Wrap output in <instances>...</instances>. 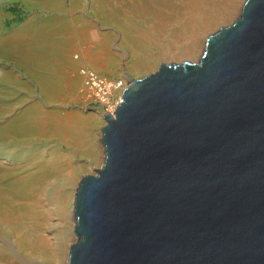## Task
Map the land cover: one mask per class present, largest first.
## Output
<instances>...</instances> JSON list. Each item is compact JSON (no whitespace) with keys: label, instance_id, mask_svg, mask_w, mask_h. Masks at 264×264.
Returning a JSON list of instances; mask_svg holds the SVG:
<instances>
[{"label":"water","instance_id":"1","mask_svg":"<svg viewBox=\"0 0 264 264\" xmlns=\"http://www.w3.org/2000/svg\"><path fill=\"white\" fill-rule=\"evenodd\" d=\"M74 194L69 264H264V0L198 62L128 81Z\"/></svg>","mask_w":264,"mask_h":264},{"label":"rangeland","instance_id":"2","mask_svg":"<svg viewBox=\"0 0 264 264\" xmlns=\"http://www.w3.org/2000/svg\"><path fill=\"white\" fill-rule=\"evenodd\" d=\"M114 1L0 0V244L2 245L11 242L10 226L20 215L17 206L20 201L22 202L20 205L23 206V203L33 200L30 196H25V192L30 190H26L27 186L36 183L37 187L33 192L37 194L38 203L33 205L31 210L33 215L30 219L33 222L30 227L37 226V230L50 246H52L51 236L55 235L53 233L57 232L58 236V232L64 230V248L57 252L61 264H68L69 244L77 239L73 230L75 190L83 176L96 174L93 168L98 169L103 163L101 127L106 124V120L102 113L110 112L112 108L115 110L114 105L118 103L117 99L122 92L118 91L110 95L108 102L102 104L96 97H92L86 85H82L78 89V96L69 95L65 102L60 104L59 99L53 102L45 100L44 95L40 93L36 77L48 76L54 80L53 76L62 75L75 78L82 84L79 74L83 75L85 69L89 74L95 73L98 78L119 83L121 85H118L119 90H122L128 81L154 72L161 63L179 64L184 60L198 62L207 37L238 18L245 2V0L214 2L211 6L212 10L223 1L222 6H225V11L220 15L222 19L209 21L206 28L199 27L194 45L195 57L192 58L187 55L180 56L176 46H173L175 43H185L186 34L181 32L176 24L178 19L186 16V10L181 13L177 12L178 8L174 14H171L173 20L165 16L164 20L160 19L163 23L159 22L160 25L154 26L149 22L150 17L144 15V11L151 12L150 6L154 5L147 3L146 0H122L125 13H130L136 9V6H140L143 10V13H139L135 18L145 26H134L135 37H138L137 34L140 36L143 34L142 37L148 34L152 38L146 42L142 53H139L128 45V39L122 38L123 28L119 26L118 16L110 13L109 19L106 18L107 12L111 10L110 4ZM153 1L158 2L155 3L158 7L161 0ZM162 1L168 3L169 0ZM172 12L173 10H169V13ZM14 36L16 37L12 40ZM137 40L143 42L141 39L137 38ZM11 44L15 46L12 48ZM102 44L104 47L107 46L106 49L110 54L108 69L97 68L94 64L95 60L90 55L91 51L103 46ZM139 56L143 59L144 65L138 70L134 64L139 60ZM28 107H42V110L60 109L62 112L79 110L83 116H90L89 121H91L89 126L77 135L78 144L68 143L53 134L40 136L39 134L42 133L33 129L34 132L16 130L18 121L27 122V117L20 111ZM6 121L7 125L2 126ZM10 122L14 127L11 130L7 129ZM87 142L93 144V155L89 154L87 148L85 149ZM52 152L59 154L61 162L55 164L52 161L50 166L44 165V160H47ZM67 163L76 167L75 178L62 184V174ZM55 183L63 185L60 187V197L66 200L67 211L64 216H60L58 211L52 209L54 200L43 194L45 188L50 191ZM13 186L26 190L22 196L29 199L19 198L11 193ZM40 218L43 222H40ZM28 251L14 246L5 252L6 258L0 256V264H24L30 259L42 262L38 256L29 257ZM55 253L53 250L52 255Z\"/></svg>","mask_w":264,"mask_h":264},{"label":"bare ground","instance_id":"3","mask_svg":"<svg viewBox=\"0 0 264 264\" xmlns=\"http://www.w3.org/2000/svg\"><path fill=\"white\" fill-rule=\"evenodd\" d=\"M114 1V0H109ZM147 3H151L154 6H150V11L146 12L144 11V15H148L150 17V23L154 26H158L159 22H162L164 20V17L167 16L168 19L171 18V14H174L175 11L183 13L186 10V16L181 17V19L177 20V26H179V29L181 32L186 34L185 43L178 44L175 43L173 46H176L177 52L180 54V56L187 55L189 57L194 58V45L196 43V38L199 33V27H203L208 25V22L211 20H218L221 18V13H224L225 6H222V2L218 3L219 5H216L215 10L211 9V6L214 5V2L216 0H169L168 3H165V1H160L159 6L155 5V1L153 0H146ZM219 1V0H218ZM178 2V3H177ZM114 3V4H113ZM111 2L110 6V12L108 11L106 14V18L109 19L110 13L113 15L115 14L118 16L119 20V26H122V38L128 39L130 47L134 48L135 51H138L139 53H142L146 42L148 40L152 39L151 35L145 34L143 37L137 34L138 37H135V31L134 26H145L143 22L135 18L136 15L139 13H143V10L140 6H136V9H133L130 13H125L122 4V0H116L114 2ZM116 3V4H115ZM158 4V2L156 3ZM163 5V6H162ZM178 6V7H177ZM185 7V8H184ZM169 10H173L172 13H169ZM106 11V10H105ZM211 15V16H208ZM208 16V17H206ZM135 18V19H134ZM160 19H163L162 21ZM222 19V18H221ZM173 20V19H172ZM163 23V22H162ZM57 25V24H56ZM160 25V24H159ZM60 26V25H59ZM69 26H71L69 24ZM89 26V24H88ZM152 34V33H151ZM153 35V34H152ZM17 36V35H16ZM14 36L12 40L16 37ZM141 39L143 42L137 40ZM173 41V40H172ZM24 44V42L22 43ZM103 46H98L96 50L91 51L90 55L95 60V65L97 68H107L109 66V53ZM12 48L15 46L14 44H11ZM27 50L29 51V48L25 46ZM162 50V49H161ZM165 53V52H163ZM27 59V56H26ZM143 59L141 56H139V60L136 61L134 65H136L137 69L139 70L141 65H144V62H142ZM80 69V68H79ZM108 69V68H107ZM80 78L82 79V84H80L77 79L75 78H67L65 76L59 75L57 77H52L54 80H51V77L45 76V77H36L37 84L39 86L40 93L43 94L45 100L49 102H53L56 99H59V103L62 104L65 102L67 97L69 95L71 96H78L79 94V88L82 85H86L89 89V92L92 94V97H96L100 102L103 104L106 101L108 102L109 96L113 95L114 93H117L118 91L123 92L122 90H119V83H116L114 81H108L105 78H98V76L95 73H88L85 69H83V75L79 74ZM20 82V81H17ZM87 82V83H86ZM120 82V81H118ZM90 83L91 85H89ZM121 86V85H120ZM121 92V93H122ZM120 93V96L118 97V103H116V106L121 101L122 94ZM43 108H25L24 110H21L25 117H27V122H21L18 121L17 126H15L16 130L24 132V131H32L35 130L39 134L48 136L47 134H53L57 136L60 139L66 140L68 143H76L78 144V141L76 139L77 135L79 133H82L84 129H86L90 124V116H83L79 110H67L62 112L60 109H45ZM111 109V108H110ZM106 113H109L113 115L114 109L112 108V111L110 112H103L102 115L104 116ZM7 121L2 123V126H6ZM13 127V124L10 122L7 129L11 130ZM18 135V134H17ZM21 137V136H20ZM80 142V141H79ZM90 142V141H89ZM89 142H87L85 149L87 148V151L90 155H93L94 148L93 144L91 145ZM84 144V145H85ZM58 152V151H56ZM56 152H52L48 155V159L44 160V165H51L52 161H54L55 164H58L61 162V159H59V154ZM68 164V163H67ZM66 168H64L62 177H63V183L65 184L68 181H72L75 178V170L76 167L71 165H65ZM40 173V172H39ZM34 185L27 186L26 190H29L27 193L26 190L18 188L16 186H13L11 188V193L18 196L19 198H26L27 197L22 196V194L25 192V196H30L33 200L30 202L23 203L20 201L17 210L20 214L18 219L15 222H12L10 229L12 230L11 234V242H6V245L0 244V256L6 255L5 252L7 250L9 251L10 248L14 246H18L22 250H29L27 253L29 257L32 258L33 256H38V258L41 259L42 262H35L34 260H28V262L25 261L24 264H61L60 258H58V254L60 252L61 248H64V236L65 231L61 230L58 232L53 233L55 235L51 236V242L52 246L49 245L48 242H46L45 238L41 236L39 231L36 228H31L30 225L33 222L30 217L32 214L31 210L33 209V205H37L38 200H36L37 194L36 192H33L35 190L36 183H32ZM61 186L58 183H55L52 185V188L49 189L45 188L46 196H48L51 200H54L52 203V209L58 211L60 216H64L65 212L67 211V208L65 206V199L61 198ZM76 191V190H75ZM33 192V193H32ZM53 196V197H52ZM42 199V198H41ZM74 203V201H73ZM50 209V210H52ZM49 210V209H48ZM16 212V209H14ZM29 219V220H28ZM40 222H43V219H39ZM53 250L56 252L54 255H52ZM59 251V252H57ZM69 257V256H68ZM2 258V257H1ZM6 258V257H5ZM9 264V263H5ZM69 264V262H68Z\"/></svg>","mask_w":264,"mask_h":264}]
</instances>
